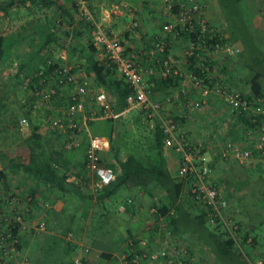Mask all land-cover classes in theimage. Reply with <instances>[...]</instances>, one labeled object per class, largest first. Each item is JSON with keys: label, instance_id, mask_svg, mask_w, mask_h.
<instances>
[{"label": "crops", "instance_id": "obj_1", "mask_svg": "<svg viewBox=\"0 0 264 264\" xmlns=\"http://www.w3.org/2000/svg\"><path fill=\"white\" fill-rule=\"evenodd\" d=\"M69 1L70 0H61L62 4H64L63 6H68ZM117 1H121L124 4L126 3L127 7L130 8V12H126V10L120 11L117 8L113 9L114 3L112 2ZM117 1L93 0V4L99 6L98 10L95 11V15L93 14V18L95 21L103 25L106 30L117 31L119 39L125 46L128 47L127 52H144L145 47L149 46L153 39L163 36L164 39L169 40V44L171 45L170 52L172 54L179 55V52L185 46L184 44L187 43V39L185 36L171 38L170 35H167V23L171 12L166 8L167 6L163 0ZM198 1L203 4L204 16L208 21H211L220 27L219 30L221 33L224 35V37H227L225 44L229 45L234 50V54L228 56L230 63L222 62L223 65H228L225 67V69L226 72L229 73L224 76L223 80L232 82V86L240 93H243L247 98L249 96L247 79L251 73L247 67H251L253 65V60H251L250 56H253L255 51L260 52V56H264V0H255L257 12L255 13L251 23L248 25V30H243L242 32H239L235 27L229 32L228 30H223L227 25L224 18L225 16L222 14L221 0ZM108 6L109 11L117 12L109 13L108 9L106 10ZM49 10L50 8L47 9V14L45 15L42 14L41 16H36L39 18L41 23L42 21H45V18L47 19V16H49L48 13H52L54 11L53 10L52 12H49ZM20 11H23V8H20ZM14 13V7L9 9L8 15H5L3 10L0 9V16H2V18L7 17L8 19H13L15 17ZM25 14L26 12H20L16 14V16L24 17ZM27 14V18H30L33 15L29 11ZM36 14H40V12ZM75 15V12L73 15L71 14L73 21L69 25V28L66 29L69 32L64 34L63 31L58 30L56 33L57 41H51L47 46H41V48L38 50V53L35 50L36 46L21 45L23 43L26 44V41H28L27 38H20L14 43V45L9 46V56H11L12 60H17V67L21 63L23 64V61L32 65L33 60L36 61L37 58H39V60L36 62L42 63V61L45 60L49 64H55L53 69L47 71L41 79L38 78V80L42 81L40 84L44 87L48 85L50 86L52 82H55L54 68L58 65L64 66L66 70H69L70 67L74 68V72L79 71V76L74 78L75 81L69 83L58 84L55 82L56 85L53 87L54 92L51 95V100L45 106H38L35 109L37 114H35V112H30L31 105H33L32 102H26V104L22 103L21 109L23 110L20 114H24L26 118L29 119L30 124L23 127L26 129V132L17 131L16 125L13 126L14 129L11 128L0 131V150L13 146L18 140L26 137L30 133L31 129L37 133H40L41 135L45 133L53 135L55 131V133L58 134L56 137L58 142H62L65 148L64 150L67 155L65 158L69 163V168L72 169L76 165L77 161H83L84 150L88 144L89 136L94 132L103 136L107 141L106 146L99 152L100 157L102 159L106 158L112 160L108 146V139L103 134V131H106V128L103 127L105 123L102 120V117L99 118L97 116L98 109L96 108L94 93L98 88H103L109 97L111 96L113 99V96L107 87L105 88L102 84L96 83L93 75L88 71V66L85 60L87 53L93 57V60H97L98 62L100 59H103V55L95 46H93L94 50L92 54L89 52L86 53L87 50H85V47L87 44V39L84 38V30L82 27L78 26ZM59 17L66 19L65 14L60 15ZM131 20L133 21V24L131 23ZM76 28L78 30H76ZM13 30L15 31L16 29ZM63 34H69L70 38L61 40L59 36L61 35V37H63ZM34 42H36V39H34ZM17 48L18 50H16ZM55 52H57V55H55ZM31 55L34 57L29 59L28 57ZM142 55H140L139 58H141ZM145 59L146 58L140 59V65L143 70L148 68V59ZM262 63L264 64L263 60ZM211 64L212 67L216 68L217 64L215 62ZM157 74L158 73L152 74L148 73L147 71H143L147 97L153 103L159 104L162 114H167L170 110L174 109L175 114L183 116L185 120H182V122L178 125L176 133L183 140L185 138L187 142L191 141V143L194 145L198 143L201 144V147L198 149V153L205 155L207 158L209 166V180H212L215 183L219 191L222 192L228 200L229 212H233L235 219L240 221L242 231H249L247 233V238L242 243H240V249H242V253L245 255L246 259L249 260L257 259L262 255L264 256V237H260L258 241L252 240V236L256 235V232L253 231V228L257 225V222H262L260 223L262 225L264 224V205H262L259 209L258 207H254L257 199H260L258 196L262 190L260 186H256L258 182L255 181V174L260 169L259 161L261 160L258 158L257 154L249 156L248 158L244 157L242 161L237 160L232 156L223 157L220 154V146L225 139L232 137L233 139L229 140H233L238 144L240 143L249 147V145H255L256 133L251 134L250 131L253 129L252 127L245 128V124H240L241 121H236L234 113H236L237 110L230 111L228 106L222 102L218 95L214 92L210 93L208 97L205 98L206 100H202V104L200 105L201 108L199 107L195 109L193 103H183L180 102V100L178 101V99L174 101L175 103H172L173 101H171L168 104H164L163 99L165 98V91L168 93L170 92L169 94L172 98H175L176 96H174V93H171V87H159V84L157 83ZM230 74L231 79L229 80L226 77L230 76ZM111 78L119 79L120 75L118 72L114 71ZM82 80H84L87 84L88 94L86 96L82 111H78L74 115V117L80 121L77 122L78 125L75 127L69 126L67 124L69 127H71H68L70 130L64 128L65 130L63 131L60 128L62 126L59 128L56 126L54 128L53 126H48V123H46L47 118L44 119V115L39 114L38 109H42L44 114H48L50 118L53 117L52 121L54 119L60 121V119L64 116L63 110L68 105L70 95L75 92L77 84ZM263 80L264 79L261 81L263 82ZM174 89L175 88L173 87L172 90ZM194 94L192 92H188L186 98L192 101ZM31 97L36 99L34 95ZM260 98H262V96ZM249 100H255V98H249ZM244 109H246L248 112L250 111L248 106ZM129 110H132V114L127 112ZM136 110L138 109H135L126 103L124 108L117 109L121 117L118 115V117L113 118L111 131L112 140L116 148L121 147L119 154L120 157H124L125 155V151L122 149L123 142L125 143V141H130L131 137L127 139L119 137V128L117 123L122 124L129 118V123L132 122L133 124H139L140 122H143L142 124L145 127L143 132H140L141 134L139 133V135L146 139V144L151 139L153 128L152 121L150 119L148 121L145 120L146 122H144L143 119L142 121L140 119L136 121L134 118L136 116ZM184 114H186L185 117ZM195 118L198 119L195 120ZM199 119L200 121H198ZM228 119L229 121H227ZM229 124H232V126H228ZM105 126L107 127V125ZM199 129L202 130L201 133L198 132ZM237 130H240V132ZM66 131H69V133H66ZM241 132L242 134H240ZM243 132H246L247 134H243ZM11 135L14 137V139L3 143V139H9ZM195 135L197 136L195 137ZM191 137L195 138L191 140ZM197 137L201 139L198 140ZM121 140H123V142ZM135 140H137V137ZM214 140L216 142L220 140V142H218L216 145L215 143H212ZM210 143H212V145ZM136 145L138 149L143 151L145 146L143 143L138 141ZM211 147H213V150ZM163 154L169 171L174 173L178 165V161H180L181 152L178 151L175 146L165 145ZM0 167L6 170L8 186L15 189L19 188L23 192L24 189L22 188V184L25 179L21 169H10L8 167L6 157L3 154H0ZM90 173L91 181L89 192L93 193V207L91 203H89V206L85 209L84 207H81L80 211L78 212V216H80L81 219H78V217L77 219H74L76 215H73V219H71L70 216H67L66 221L59 220L56 222L57 224H53L54 221H51L53 225L60 226L61 229L65 227V225L70 224L71 228L68 230H74V236L71 233V237H62L63 235L59 229L57 232L52 231L51 233L50 231L53 228L50 226L49 229L46 230L44 234H42L43 236H41L40 239L41 243L37 246V250H39V247H42L40 250L41 253L34 251L31 255L29 254L31 257L33 255L35 256V254L45 255L43 252H46L50 249L48 248V245L51 243V239L56 238L58 242V250L64 251L66 248H68V251L63 253V255L57 256V264H70L74 258H80L86 264H121L120 254L124 252L123 249L125 247L126 241H128L130 237H133L138 239V244L140 242H148L152 244L151 247L153 250L166 248V256H158L155 259H146L144 264H219V262L215 259L213 251L208 248L209 246L205 240L207 237L206 230L200 231L199 233L198 230H195L193 226H191L193 225V219L191 217L193 213L192 211H196V207L189 206L186 211L190 212L191 214L186 215V219L184 221H180L179 231L174 234H168L164 223V217L152 219L153 217L150 215V212L152 211L150 197H148L140 189L136 191V195L131 196V209L129 211L107 212L106 214V209L102 205V201L95 200L96 194L98 193V188L101 184L97 182L96 175L92 172ZM66 180L75 183L76 177L69 173L66 177ZM66 188L68 189H66V193H62L60 191L55 193L58 194L56 195L55 199H51L52 195L54 194H51L50 191H48V194L39 193L41 197L45 196V198L42 200L43 205L39 204L40 197L36 199L37 204L34 206V212H36L35 214L38 216L39 214L37 211H39V209L48 210L49 207L54 211H59L63 208L65 210L67 201H72L74 205H77V200L80 199L77 196L73 185H68ZM37 189L41 192L47 191V187L44 185L43 187L38 186ZM125 192L126 190H117L115 194H124ZM248 204L251 206L250 211H248L249 208H247ZM47 205L50 206L48 207ZM73 207L75 208L76 206ZM92 208L93 225L91 230L93 231V235L86 232L83 234L85 227L87 226L86 216L87 214L91 213ZM66 233H70V231H66ZM65 241L70 243V247L65 245L67 244ZM100 252L103 253L102 257H100L101 255L99 256ZM105 254H107V256ZM180 256L184 260H182Z\"/></svg>", "mask_w": 264, "mask_h": 264}, {"label": "trees", "instance_id": "obj_2", "mask_svg": "<svg viewBox=\"0 0 264 264\" xmlns=\"http://www.w3.org/2000/svg\"><path fill=\"white\" fill-rule=\"evenodd\" d=\"M81 1L86 9H89V11L92 12V15H95V11L98 10L99 6L93 4V0H70L68 2V6H63L64 4H62L61 0H0V9L3 10V13L5 15L9 14V9L11 7H14L15 16L20 12H26L27 14L28 11L33 14L32 17L27 18L22 23H19L18 28L15 31L13 30L12 32L6 34L0 33V63H2L3 65L7 64L6 59H8L10 53L9 46L14 45V43L20 38L28 39V41H26V44H21L22 46H36L35 50L38 53V50L41 48V46H47L49 42L57 41L56 33L58 32V30L63 31L64 34H67L68 31L65 30L67 29V27H63V20L65 18H60L59 16L65 14L66 21L70 22L71 20H73L71 14L73 15L74 12L79 10ZM194 1L198 4L200 15L205 19V23H207L208 26H211L215 32V35L210 38L208 37L209 32H202V34L200 33L201 38L204 39L206 41V44L208 43L210 46L216 42L225 44L227 37H224V35L221 33V31L219 30L220 27H218L211 21H208L203 14V4L198 0ZM171 2V7L166 8L171 12L167 24L172 25L176 22V15L178 11L187 6L189 4V1L171 0ZM221 6H232L233 9H236L240 25L245 31L248 30V25L251 23L255 13L257 12L255 0H221ZM122 7H124V11L126 10V12H130V8L127 7L126 3L123 4ZM20 8H23V11H20ZM48 8H50L49 12H52L53 10L54 11L52 13H48L49 16H47V19L45 18V21H42L41 23L39 18H37L36 16L47 14ZM38 12H40V14H36ZM86 22L87 27L91 28L92 23L90 22V20H87ZM226 25L227 26H225L223 30H228L229 32L234 29V25H232L230 22L226 23ZM76 30L78 29L76 28ZM87 32H89V30H87ZM166 33L167 35H170L171 38L185 36V38L187 39L190 36L191 39H194L199 33V29L195 27L193 32L188 33L187 31H184L177 23L175 25H172L170 29H167ZM85 34L87 35V39H89V34ZM34 39H36V42H34ZM119 41L120 43L122 42L121 40ZM156 41H159L162 44L163 51H155V55L170 58L169 54H172L170 52L171 45L169 44V40L164 39L163 36L153 39L151 44L145 47L144 52L141 51L136 52V54L134 52L133 53L135 55V59L137 60V62H139V64L141 62V58H146L145 60L148 59V68L150 67L153 69L152 72L148 73H158L157 83L159 84V87H171L172 93L175 89H178L179 79L182 78L183 74L182 72L181 74L173 75H161L159 73V61L155 60L154 57L148 55L145 51L155 46L154 43ZM86 43V53L89 52L90 54H92L94 50L93 43L90 40H86ZM125 49L127 51V48ZM260 54V52L255 51V54H253V56H250L251 60H253V65L251 67H247V69H249V71L251 72L250 76L247 79L249 88V96L247 98H255V101L256 98L260 99L263 94L261 80L264 79V64L262 63V60L264 61V56H260ZM140 55H142L141 58H139ZM33 57L34 56L31 55L28 58L31 59ZM196 59L197 56L194 53H191L189 55V66L187 68H191L195 73H199V69L197 68V66L192 65ZM37 60H39V58H37L36 61ZM85 60L88 66V71L93 75L96 83L102 84L105 88L107 87V89L110 90L109 92L113 96V99L110 96L113 108L116 110L124 108L126 105V96L130 93L131 87L129 86L128 81L125 79V77L117 71L114 62L105 56H103V59H100V61L98 62L97 60H93V57L88 53L85 57ZM36 61L33 60L32 65L23 61V64L21 63L17 67V71H15L13 74L15 83H21L22 81H24V77H26L28 78L27 80H25V86L27 88H30L31 90H35L36 87L38 88V83H36L35 87L33 82L35 80H38V78L41 79L47 71L53 69V66L55 64H49L45 60L42 61V63ZM24 63L27 65H25ZM59 67L64 66L58 65L55 68ZM2 69L8 71L7 69H5V67L0 68V71ZM210 69L212 70L211 67ZM114 71L118 72V74L120 75L119 79L111 78ZM78 72L79 71L74 72V68L72 67L67 70V73L72 74L74 78L76 76H79ZM211 80L212 79H209V81ZM173 87L175 88L174 90H172ZM169 93L167 91L164 92V104H168L171 101H173L172 103H175L174 101L176 99H178V101L180 100V102L183 103H189L188 98H186L187 93L183 94L180 92L178 93V97L176 96L175 98L170 97ZM50 97L51 95L49 96V98ZM3 98V93H1L0 131L7 130L8 128L13 127L16 124L15 118H6L7 123L1 125V122L3 121L2 109H5L6 106L3 102ZM132 107L138 109L136 110V116L134 117L136 121L138 119H140L141 121L142 119L144 121H148L150 119L152 121L153 128L151 139L144 146L143 151L136 147L137 141H135L134 138L131 137L130 141H125V143L123 142V140H121L123 142L122 149L125 151V155L124 157H120L119 154L121 147L116 148L112 140L111 131L113 118H102L105 125H107V127L103 125V127L106 128V131H103V134L108 139V146L112 160L106 158L102 159L101 157H99L98 162L102 165H109L113 170V176L109 181L104 182L99 186L95 200L102 201V205L106 209V214L107 212L115 211L125 212L131 209V196L136 195V191L140 189L148 197H150V205L152 207L150 215L153 217L152 219L164 217V223L168 234H174L179 231L180 221H184L186 219V215L191 214L190 212L186 211L189 206L196 207V211H192L193 213L191 217L193 219V225L191 226H193L195 230H198L199 233L200 231L206 230L207 237L205 240L209 246L208 248L213 251L215 259L219 262V264H250L248 261L249 259H246L245 255L239 248L240 243H242L247 238V233L249 231H242L240 221L235 219V217L233 216V212H229V202L223 195V193L219 191L215 183L210 180V183L215 186V188L220 192V196L226 201L225 206L220 207V212L223 217L231 220V222H234L236 224V239L228 232L227 227L222 223L221 218L218 214L215 213L210 204H207L204 201H195L189 191L188 193L184 192V188L188 180L187 176H181L180 174H178L177 168L174 173H171L167 167V163L163 154V149L165 146L163 142L165 133L162 130L163 121L171 119L175 124L176 132L178 125L182 122V120H185L183 116L175 114L174 109L170 110L167 114H162L161 109L159 108V104L156 110L150 107ZM230 111H236V109H230ZM234 115L236 121H241L242 124L246 125L245 128H253L251 130H253L254 134L256 133V143L260 128L259 123L261 121L262 115L253 114L251 111L248 112L244 108L238 109L237 112L234 113ZM185 116L186 114H184V117ZM253 117L257 118L255 122L251 121V118ZM57 136L58 134L55 133V131L53 135L49 133L41 135L40 133H37L33 129H31L30 133L26 137L18 140L13 146L0 150V154H3L6 157L8 167L12 170L21 169L23 177L25 179L22 184V188L25 191L23 199L25 200V205L22 207L20 199L23 193L22 190H20L19 188L15 189L8 186L6 170L0 167V213L2 212L4 216L6 215L7 217H10L9 225L11 227V234L17 237V242H15L14 247L21 253H24L22 249V241L25 239V235L34 234L39 231L36 230L33 226H30L29 223L31 216L34 213V206L37 204L36 199L41 196L39 193L48 194V191H50L51 194L53 193L54 195H58L55 193H57L58 191L66 193V191L68 190L66 186L73 185V188L75 189L80 202H85L86 205L88 203H91L93 205V193L89 192L91 181L90 171L85 168L82 160L77 161L76 165L72 169L69 168V163L65 158L67 156L64 150L65 148L62 142H58L56 138ZM176 136L180 137L177 133ZM171 146L175 145L172 144ZM242 147H247L250 149V153L246 155L245 158L257 154L258 158L262 161H259L260 169L255 174V181L258 182L260 186L262 185L261 191L263 192L264 157L260 153V150L257 147L253 146V144L249 145V147ZM243 158L241 159V161L243 160ZM69 173L73 174L76 177L75 183L66 180V177ZM43 185L47 187V191H38V186L43 187ZM119 188H124L126 192L124 194H119L118 196H116V198H111V196H113ZM120 203L123 204V209L118 208V205ZM16 215L19 216L22 222L28 223L26 228L24 229V234H22V232L18 233V226L20 225V221L18 222L12 219V216ZM54 216V220L56 222L57 215L55 214ZM70 217L72 218V215ZM1 221H3V219ZM63 228V232L66 233V231L71 228V225L67 224ZM259 239L260 236H252L253 241H258ZM51 240V243L48 245V248L50 249L46 252H43L45 255L35 254V256H32V258L26 256L27 264H50L52 261L49 260V255L53 253L56 254L54 249H56L58 245L56 238H52ZM128 241H131L135 247L144 252L153 250V248L151 247L152 244L148 242H143L142 244L140 242L138 244V239H135L133 237H130ZM128 241H126L125 247L123 249V251L126 253L129 248ZM65 243H67V241H65ZM65 245L70 247L69 242ZM66 251H68V248H66L64 251L59 250L57 255L55 256L57 257L63 255V253H65ZM105 255L107 256V254ZM99 256L102 257L103 253L100 252ZM260 257L264 258L263 255ZM19 258L20 257L17 256V259ZM145 260L146 258L144 257L140 260L139 264H144ZM83 263L86 264L84 261Z\"/></svg>", "mask_w": 264, "mask_h": 264}, {"label": "built area", "instance_id": "obj_3", "mask_svg": "<svg viewBox=\"0 0 264 264\" xmlns=\"http://www.w3.org/2000/svg\"><path fill=\"white\" fill-rule=\"evenodd\" d=\"M167 6L170 8L172 5L171 0H163ZM189 4L183 9H180L176 15V22L172 25L179 24L180 27L187 31L188 33L193 32L195 27L199 29V33L194 39L190 36L187 38V48L182 52L183 56L190 55L194 53L197 59L194 61V65L199 69V73H195L193 70L188 72V81L184 84L182 90L184 93L188 94V89L193 88L198 91L200 97L204 98L210 93H216L219 99L227 104L230 109L238 110L240 108H248L253 114H264V106L260 102L255 100L247 99L243 93L237 91L233 86H231L227 81L223 80L218 76V73L212 72L210 69L211 62L206 58V52L210 53L216 49L224 50L228 54H231L233 49L230 46H224L223 44L216 42L213 45L206 44V41L201 38L202 32H209L208 37H213L215 34L214 29L205 23V19L200 15L198 4L194 0H188ZM121 5L122 2L119 1ZM118 4V5H119ZM113 4V8H114ZM79 8L82 12L86 13L87 19L92 23L91 29V40L93 45L102 53L103 56L114 62V65L118 72H120L125 79L128 81L131 87L130 93L126 96V103L129 106H140L143 108L150 107L152 109H157L158 104L153 103L146 94V84L143 78V71L152 72V68H147L143 70L139 62L135 59L133 52H127L126 47L119 44L114 39H112L106 32L105 27L100 23L96 22L90 12L86 9L84 4L80 3ZM114 12V11H113ZM171 24H167V28L172 27ZM196 25V26H195ZM195 26V27H194ZM201 33V34H200ZM155 46L145 50L146 53L159 61V73L161 75H173L181 74V70L176 63V59L173 60L169 57H162L155 55V51L162 52L163 46L159 41L154 43ZM198 49V50H197ZM209 79H212L209 81ZM54 80L56 83H69L75 81L72 74L67 73L65 67H59L54 69ZM209 82V83H208ZM189 86V87H188ZM188 87V88H187ZM87 84L84 80L80 81L75 92L70 95L68 105L63 110L64 118L68 120L69 126H74L71 119L78 111H82L84 102L87 96ZM185 89H187L185 91ZM52 88L44 89L37 88L34 93L40 100H47L51 93ZM94 100L96 102V108L98 109V116L114 117L117 113L112 106V100L103 88H98L94 93ZM256 117L251 118L252 122L256 121ZM58 123L57 119L52 121V126H56ZM18 124L22 128L28 125L26 117L21 116L18 119ZM260 128L257 136V141L255 147L260 150V153L264 157V122L259 123ZM162 130L165 133L163 142L165 145H172L180 149L181 156L180 161L177 165V173L181 176H187L188 180L186 182L184 192L188 191L192 194L195 201H204L210 204L214 209L215 213L219 215L222 223L227 227L228 232L236 239L235 229L236 224L231 222V220L226 219L220 212V207L225 206L226 201L220 196V192L210 183L208 178L209 166L205 155L198 154L193 155L192 150L184 149V145L187 142H181L182 138L176 136L175 124L171 119L163 121ZM107 144L106 139L96 133L89 136L88 144L84 150L83 163L85 168L90 172L94 173L97 177V182L102 184L109 181L113 176V170L110 166L100 164V150H102ZM68 145V144H66ZM250 153V149L247 147H242L240 144L233 140H225L220 146V154L223 157L232 156L241 160L243 157ZM119 209H123V204L118 205ZM14 217V218H13ZM9 218L3 213H0V264H27V257L24 253L17 251L14 247L15 242H17V237L11 234V227L9 225ZM3 219V221H1ZM13 220L20 221L18 226V233L24 232L27 226V222H22L19 216H12ZM38 226H33L36 230L43 229V221L36 224ZM13 226V225H11ZM129 242V248L127 253L122 252L121 264H139L140 260L144 257L146 259H155L158 256H166V251L164 249L160 250H148L144 252L137 247H135L131 241ZM143 242H141L142 244ZM181 253V252H180ZM17 256L20 257L17 259ZM250 264H264V258L260 257L254 259L253 261L248 260ZM57 264V263H55ZM70 264H84L82 259L74 258Z\"/></svg>", "mask_w": 264, "mask_h": 264}, {"label": "rangeland", "instance_id": "obj_4", "mask_svg": "<svg viewBox=\"0 0 264 264\" xmlns=\"http://www.w3.org/2000/svg\"><path fill=\"white\" fill-rule=\"evenodd\" d=\"M112 3H114V8L113 9H119L120 11H124L123 9L124 8H122V4H124V3H122L121 5L119 4V1H117V2H112ZM119 4V5H118ZM108 9V12L109 13H116L117 11H115V12H113V11H109V6L106 8V10ZM88 11H89V9H87ZM77 12V13H76ZM75 12V17L77 18L76 19V21L78 22V26H80V27H82L83 28V30H84V38L85 39H87V35L85 34V33H88L89 34V39H87V40H90L91 42H92V40H91V29H92V26H91V28L90 27H87V20H89V19H87V15H86V13H84V12H82V9H80L79 8V10L78 11H76ZM90 12V11H89ZM90 14L92 15V12H90ZM222 14L225 16L224 18H225V22L226 23H228V22H230L232 25H234V27L235 28H238V31L240 32H242L243 31V27L240 25V21H239V17H238V14H237V11H236V9L234 10L233 8H232V6H227V7H225V6H223L222 7ZM220 15H221V11H220ZM27 16H28V14H25V16L23 17V16H20V17H17V16H15L13 19H8L7 17H3L2 18V16H0L1 18H0V33H2V34H6V33H9V31L10 32H12L13 31V29H17L18 27V24L19 23H22V22H24V20H26L27 19ZM92 17H93V15H92ZM95 20V19H94ZM72 21L73 20H71L70 22L69 21H66V19H64L63 20V27H67V28H69V25L72 23ZM132 21V20H131ZM97 22V21H96ZM99 23V22H98ZM132 24H133V21L131 22ZM58 27H61V26H58ZM63 29H65V28H63ZM66 30V29H65ZM87 30H89V32H87ZM106 30V29H105ZM107 31V34L112 38V39H114L116 42H118L119 44H122L123 46H125L122 42L120 43V39H119V36H118V32L117 31H110V30H106ZM69 32V31H68ZM67 32V33H68ZM59 38L62 40V39H69L70 38V36H69V34L68 35H64L63 34V37H61V35L59 36ZM221 44H223V43H221ZM185 46L181 49V51L179 52V55H176V54H169L170 55V58L171 59H173V60H175L176 59V63L178 64V67L180 68V70H181V72H182V74H183V76H182V78L181 79H179V87H178V89H175L172 93H174V96H177L178 97V93H183L184 94V91L182 90V88L184 87V84L188 81V72H190L192 69H188L187 67H188V64H189V56L188 55H186V56H183L182 55V52H184V50L187 48V43L186 44H184ZM224 46H229V45H227V44H223ZM56 46V45H55ZM127 49H128V47L127 46H125ZM232 48V47H231ZM56 49V48H55ZM233 49V48H232ZM16 50H18V48L16 49ZM131 52V51H130ZM14 53V52H13ZM136 54V53H135ZM234 54V50L231 52V54H228L227 52H225L224 50H219V49H216L215 51H211L210 53H208V52H206V54H205V56H206V58L211 62V63H213V62H215L216 64H217V66H216V68L215 67H212V64H211V68H212V72H216V73H218V76L220 77V78H224V76H226V74H229L228 72H226V69H225V67H227L228 65L226 64V65H223V63L222 62H226V63H230V60H229V57L228 56H230V55H233ZM11 55V54H10ZM55 55H57V52H55ZM219 55V56H218ZM215 58H214V57ZM13 58V57H12ZM8 59L10 60H6V62H7V64L6 65H3L2 63H0V68H4L5 67V69H7L8 71H5V70H1L0 71V94L1 93H3V96H4V98H3V102L5 103V109H2V122H1V125H4V123H7V121H6V118L7 119H10V118H15V120H16V128H17V131H19V132H26V129L25 128H21L20 126H19V124H18V119H19V117H21V116H24V117H26L24 114H20L21 112H22V110L23 109H21V104L22 103H24V104H26V102H32V104L33 105H31V111L30 112H35V114H37V112H36V108L38 107V106H45V105H47L48 103H49V101L51 100V97L50 98H48L47 100H45V101H43V100H40V98H38L37 96H35L36 94L34 93V91L37 89V87L35 86L36 85V83H38V88H44V89H49V88H52L53 89V92H54V85H56L55 84V82L53 83H51L50 84V86L48 85V86H46V87H44V86H42L40 83L42 82L41 80H35L34 82H33V84H34V86L36 87V89L35 90H31L30 88H27L25 85V80H27L28 78H26V77H24V81H22L21 83H15V79H14V77H13V74H14V72L15 71H17V60L16 59H14V60H12L11 59V56H9L8 57ZM52 59V58H51ZM9 61V62H8ZM192 65H194V63L192 64ZM186 66V67H185ZM226 78H228L229 80L231 79V74H230V76H228V77H226ZM231 86L233 85V84H231L232 82H230V81H228V80H226ZM6 84H5V83ZM189 87V86H188ZM187 87V88H188ZM234 88V87H233ZM262 88H263V90H264V80H263V82H262ZM187 89H185V91H186ZM189 91L188 92H192L193 94H194V97H193V100L192 101H190L189 100V103H193V105H194V108L196 109V108H199L200 107V105L202 104V100H206L205 98H207L208 97V95L207 96H205L204 98H202V97H200V94H198V91L196 90L195 91V89H191V88H189L188 89ZM53 92L51 93V95L53 94ZM33 94H35L34 96H35V98L36 99H34V98H32L31 96L33 95ZM258 100V102H260L261 104H263V106H264V91H263V94H262V98H260V99H257ZM256 100V101H257ZM194 101V102H193ZM201 108V107H200ZM39 110V114H43L44 115V119H46V123H48V126H52V118H50L49 116H48V114H44V111L42 110V109H38ZM115 111H116V115L114 116V117H111V118H116V117H118V115H119V113H118V111L116 110V109H114ZM127 112H129V113H131L132 114V110H129V111H127ZM126 112V113H127ZM32 114V113H31ZM98 116V115H97ZM120 116V115H119ZM99 118H101L100 116H98ZM121 117V116H120ZM5 119V120H4ZM27 119V121H28V125L30 124V121H29V119L28 118H26ZM87 119V118H86ZM198 118H195V120H197ZM128 120H130V118L128 119ZM128 120L127 121H125V122H123L122 124L121 123H117L118 124V128H119V137H121V138H124V139H127V138H129V137H132V138H136L137 137V140H135V141H140L141 143H143V145H145L146 144V139H144L143 137H141L140 135H139V133L140 132H143V130H144V127L145 126H143V122H140L139 124H133L132 122H128ZM198 121H200V119L198 120ZM227 121H229V119L227 120ZM226 121V122H227ZM71 122H73L74 123V126L76 127L77 125H78V123L77 122H80L79 121V119H76V117H74L73 119H71ZM145 122V121H144ZM233 122V121H232ZM234 122H236V121H234ZM261 123H263L264 122V114H262V118H261V121H260ZM129 123V124H128ZM237 123V122H236ZM68 124V120L66 119V118H64V116L60 119V121H58V123L56 124V127L57 128H59L60 126H62V127H60L61 129H62V131L63 130H65V129H68V130H70L69 128V126L67 125ZM240 124H242V123H240ZM228 126H232V124H229ZM55 126L53 125V128H54ZM69 127V128H68ZM11 128H13L14 129V127H10V128H8V129H11ZM65 128V129H64ZM56 130V129H55ZM238 132H240V130H237ZM198 132L199 133H201L202 132V130L201 129H199L198 130ZM66 133H69V131L68 132H66ZM206 133V132H205ZM250 133L251 134H254V132L251 130L250 131ZM93 134V133H92ZM141 134V133H140ZM240 134H242V132L240 133ZM243 134H247L246 132H243ZM91 135V134H90ZM197 135H195V137H196ZM204 136V135H203ZM195 137H191L190 139L191 140H193V138H195ZM200 137V136H199ZM199 137H197L198 138V140H200L201 138H199ZM207 137V136H206ZM230 137V136H229ZM9 138V137H8ZM141 138V139H140ZM11 139H14V137L11 135L10 136V138L9 139H3L4 141H3V143H5V142H9ZM190 139H188V140H190ZM229 139H233L232 137L231 138H229ZM208 140H209V138H208ZM225 140H227V139H225ZM224 140V141H225ZM236 140V139H235ZM245 140H247V139H245ZM187 142V140L184 138V140L182 139V143L183 142ZM223 141V142H224ZM218 142H220V140L218 141ZM218 142H216L215 140L212 142V143H215L216 145L218 144ZM212 143H210L211 145H212ZM240 144V143H239ZM175 145V144H174ZM210 146V145H209ZM241 146H245V145H242L241 144ZM176 147V146H175ZM184 149L186 148V149H190V150H192V152H193V155L194 156H196V155H198L199 153V148L201 147V144L200 143H198V144H196V145H194L193 143H191V141L190 142H187L184 146ZM177 148V147H176ZM178 149V148H177ZM211 149L213 150V147H211ZM178 151H180V149H178ZM181 152V151H180ZM264 182V181H263ZM256 186L258 187V186H260V184L258 185V184H256ZM260 188H262V185L260 186ZM17 191H19V190H17ZM118 191H125V189L124 188H119L118 189ZM119 194H114L113 196H111V198H116V196H118ZM256 195V194H255ZM50 196V195H49ZM55 196L56 195H52V198L51 199H55ZM258 196V195H257ZM43 198H45V196H40V198H39V200H40V203L39 204H42L43 205V202H42V200H43ZM258 198H260V199H257V202H256V204H254V207L255 208H257L258 207V209L262 206V205H264V191L262 192H260L259 193V196H258ZM21 206L23 207L24 205H25V200H23L24 199V191H23V193H22V195H21ZM250 201V200H249ZM77 205H74V203L72 202V201H67L66 202V209L64 210V208L63 209H61V210H59V211H54V210H52V209H50V205H47L49 208H48V210L47 209H39V211H37L38 212V216H37V214H35L36 212H34L33 214H32V216H31V218H30V221H29V223H30V225H34V226H38V225H36V223L38 224L39 222H41V221H43V223H44V228L43 229H39V231L38 232H36V233H34V234H29V235H25V239L22 241L23 243H22V246H23V251H24V254L27 256V257H30V258H32L30 255L32 254V252H34V251H36V252H40L41 253V247H39V250H37V246L41 243L40 242V239H41V236H43L42 234H44L45 233V231L46 230H48L49 229V227L51 226L53 229L50 231L51 233H52V231H58V229L60 230V232L62 233V237H71L70 236V234L72 233V235L74 236V234H75V232H74V230L72 231V230H68V231H70V233H64L63 232V229L64 228H60V226H55V225H53V224H57L56 222L57 221H66V219H67V216H71L72 215V218L71 219H73V215H76V217H74V219L76 218L77 219V217H78V219H81V217L80 216H78V212L80 211V208L81 207H84V209L85 208H87L88 206H89V203L86 205L85 204V202L84 203H82V202H80V200H77V203H76ZM73 206H76L75 208L73 207ZM45 207V206H44ZM92 207H93V205H92ZM250 204H248L247 205V208H249V210L248 211H250ZM43 215H42V214ZM57 215V220H56V222H55V220H54V215ZM252 218H254V217H252ZM82 219H84V218H82ZM51 221L53 222V224L51 223ZM260 223H262V222H257V225L253 228L254 230L253 231H255L256 232V235L257 236H260V237H264V224L262 225V224H260ZM86 227H85V231L83 232V234L86 232V233H90L91 235H93V231L91 230L92 228V225H93V208H92V211H91V213L90 214H87V216H86ZM67 231V232H68ZM22 234H24V232L22 233ZM239 245V244H238ZM241 247V244L239 245V248ZM164 250L166 249V248H163ZM242 250V249H241ZM54 251L56 252V254L55 253H53V254H50L49 255V260H51L52 262L50 263V264H52V263H56L57 262V257L55 256V255H57V253H58V248H56V249H54ZM30 254V255H29ZM260 258V257H259ZM251 261H253L252 259H251Z\"/></svg>", "mask_w": 264, "mask_h": 264}]
</instances>
